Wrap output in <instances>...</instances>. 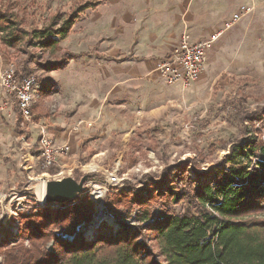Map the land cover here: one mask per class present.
<instances>
[{
	"label": "rangeland",
	"instance_id": "obj_1",
	"mask_svg": "<svg viewBox=\"0 0 264 264\" xmlns=\"http://www.w3.org/2000/svg\"><path fill=\"white\" fill-rule=\"evenodd\" d=\"M87 1L92 0H0V10L11 16L16 29L26 33L12 48L4 45L8 36H0V75L12 67L19 74L33 76L40 85L36 102L41 99L49 108L48 116L69 127L67 138L79 139L66 140L74 147L61 160L65 166L59 162L52 174L51 168L43 169L40 159L28 168L0 157V243L10 241L8 233L17 232V211L46 204L41 205L38 190L42 185L45 189L47 182L85 179L83 192L91 196L109 176L120 180L121 187L107 189L96 202L89 196L95 207L83 231L88 240L102 223L112 231L120 222L137 225L135 207L126 211L110 205L106 210V196L114 199L113 195L128 186L136 190L150 180L157 182L164 169L185 160L190 161L187 171L195 179L196 173H207L225 162L233 146L254 137L245 136L246 132L258 130L259 140L264 139V122L251 127L241 123L239 116L259 110L264 114V0H217L223 4L215 7L223 5L230 13L193 24L198 33L205 34L197 39L204 41L220 31L239 7L251 8L215 42L200 78L186 88L164 84L151 66V52L165 54L175 43L166 20L172 8L164 0L157 4L152 0H104L102 6L83 13L69 36L60 41L59 52L35 47L33 31L58 29ZM186 33L192 41L190 25ZM113 36H119L115 55ZM81 53L85 56L52 70L50 64L56 60ZM97 54L116 59L130 55L131 60L109 63L97 59ZM117 80L120 85L113 84ZM6 107L2 102L0 111ZM4 120L0 112V124ZM25 123L35 121L32 117ZM173 210L181 211L179 206Z\"/></svg>",
	"mask_w": 264,
	"mask_h": 264
},
{
	"label": "trees",
	"instance_id": "obj_2",
	"mask_svg": "<svg viewBox=\"0 0 264 264\" xmlns=\"http://www.w3.org/2000/svg\"><path fill=\"white\" fill-rule=\"evenodd\" d=\"M102 4L84 2L58 29L33 31L35 47L59 52L60 41L83 13ZM0 36H8L4 45L12 48L26 33L0 10ZM76 58L69 54L50 65L58 70ZM239 116L251 127L264 122L261 110ZM249 134L254 137L233 146L225 162L196 173L195 179L185 160L164 169L157 182L136 190L128 186L114 199L106 196V210L110 205L126 211L135 207L137 225L120 222L112 231L102 223L87 240L83 231L95 207L88 195L67 205L46 203L17 211V232L0 243V264H264V139L259 140L258 130L245 136ZM176 206L180 212L173 210Z\"/></svg>",
	"mask_w": 264,
	"mask_h": 264
},
{
	"label": "crops",
	"instance_id": "obj_3",
	"mask_svg": "<svg viewBox=\"0 0 264 264\" xmlns=\"http://www.w3.org/2000/svg\"><path fill=\"white\" fill-rule=\"evenodd\" d=\"M102 1L104 4V0ZM159 2H160L159 0H152V3L157 4ZM164 2L168 5H171L170 8H172L170 9L172 10V12L166 15L167 17L166 20H167V25L171 28L172 36L173 38H175L174 39L175 43L173 44L171 49L168 50L165 54L160 55L156 50H154L153 52H151V54H149V56L152 58L151 66L154 67V69L163 59H165L170 54L173 48L177 45L182 33L185 31L188 32V25H190V33L191 36L193 37L192 41L200 42L202 40L197 39V37L199 36L203 37L205 34L201 35L200 33H198L195 28V25L193 24H196L197 22L199 23L201 21H209L210 19H217V20L222 19L230 11L229 8H224L223 5L221 8L217 9L215 7L217 4L219 3L223 4V2H219L217 0H164ZM178 34L180 35L178 40L176 41ZM209 36L210 35H208V37ZM112 43H113V55H115L118 52V48H119V36L116 37L113 36ZM135 43H136V39L133 42V45H135ZM71 55H75L77 56V58L70 61H75L85 56V54L82 53L71 54ZM96 57L99 60H103L109 63H116V64H121L127 61L129 62L131 60L130 55L119 59H116L114 57H109L104 54H97ZM105 58H107L108 60ZM117 79H119V76H117ZM54 81L58 83L59 81H63V80H54ZM113 84L120 85V80H117V82L116 83L114 82ZM44 92L48 94L49 90L46 89ZM40 100L36 102L32 107V117L35 121V123L32 124L25 122L20 123L19 122L20 119H18L19 114L17 113V110L13 105L9 106L8 104L9 107H6L7 109L5 111L3 112L0 111L2 113V116L5 118L4 122L1 121L2 123L0 124V157L3 156L5 158L12 159L16 165L23 166L26 164L28 165L29 168L30 167L29 165L34 164V162L40 159L38 139H39V130L41 129V127L45 128L47 136L50 139H52L56 145L67 144L72 150L73 149L72 147H74V145L73 146L70 145L69 142L73 143L74 140L79 141V139L77 140L75 137H73V135H68L67 138L69 127H67L65 124H62V122H57V121L54 122V120L48 116L47 109L49 108H47L44 102ZM4 101H5V95L0 88V105ZM52 109L54 110L53 106ZM55 125H57L56 128L53 127ZM66 140H68L69 142H67ZM60 164L62 166H65V161H62Z\"/></svg>",
	"mask_w": 264,
	"mask_h": 264
},
{
	"label": "built area",
	"instance_id": "obj_4",
	"mask_svg": "<svg viewBox=\"0 0 264 264\" xmlns=\"http://www.w3.org/2000/svg\"><path fill=\"white\" fill-rule=\"evenodd\" d=\"M251 12V8L241 6L232 14L230 20L223 25V28L211 34L206 40L192 42L190 36L183 32L177 45L170 54L163 59L156 67L159 78L166 85H180L182 88L188 87L195 82L204 71L207 54L213 48L220 36L231 29L241 19ZM0 88L4 92L5 101L3 106H15L20 118L25 122H30L32 118V107L38 99L40 85L37 80L29 76H21L14 68L9 67L0 75ZM39 156L43 169L49 170L55 167L61 160L68 156L70 147L67 144L56 145L50 139L45 130H39L38 139ZM121 187L120 180L115 175L109 176L105 185L98 188V192L90 197L96 202L105 195L109 188ZM87 195L83 192L80 196Z\"/></svg>",
	"mask_w": 264,
	"mask_h": 264
},
{
	"label": "water",
	"instance_id": "obj_5",
	"mask_svg": "<svg viewBox=\"0 0 264 264\" xmlns=\"http://www.w3.org/2000/svg\"><path fill=\"white\" fill-rule=\"evenodd\" d=\"M85 179L76 182L73 179H61L45 184V203L70 204L83 192Z\"/></svg>",
	"mask_w": 264,
	"mask_h": 264
},
{
	"label": "bare ground",
	"instance_id": "obj_6",
	"mask_svg": "<svg viewBox=\"0 0 264 264\" xmlns=\"http://www.w3.org/2000/svg\"><path fill=\"white\" fill-rule=\"evenodd\" d=\"M38 197H39L38 199H39L41 205L44 204L45 203V189L43 188V185H42V187H39Z\"/></svg>",
	"mask_w": 264,
	"mask_h": 264
}]
</instances>
